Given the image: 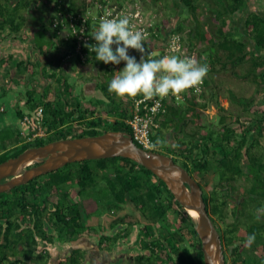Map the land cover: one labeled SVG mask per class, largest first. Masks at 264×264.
<instances>
[{
    "label": "trees",
    "instance_id": "trees-1",
    "mask_svg": "<svg viewBox=\"0 0 264 264\" xmlns=\"http://www.w3.org/2000/svg\"><path fill=\"white\" fill-rule=\"evenodd\" d=\"M34 1L37 0H0V31L3 32L7 28L13 35L21 33L27 18L31 19L33 16L36 20V16L32 14L35 9L39 10L40 8H38V4L33 3ZM142 1L146 2L147 0ZM164 1L166 0H151L150 2L156 4ZM214 1V4H217L218 7H224L215 16L216 19L227 16L228 26L230 27H226V20L223 19L220 22L215 33L217 37H213L210 43L215 51L210 56L217 57L219 51L223 52L225 63L231 64L234 74L235 68L238 66L246 69L242 77L254 84L256 92L249 98L238 99L240 100L241 114H237L235 117L236 121L239 117L241 120L244 118L243 121L247 120V117L252 119L238 133V128L227 124V117L222 114L218 120L221 126L218 127L217 125V129L206 126L202 132L199 128L197 130L192 128L188 131L191 132L188 137V132L183 134L184 129L190 124L201 125L203 117H206L205 114L194 105L183 109L182 103H173V105L170 103L165 105L166 113L162 118L160 127L169 126L172 131L177 130L182 132L184 137H188V142L185 143L183 140L178 142L175 146V153L177 157L188 162L196 174L200 170L199 167H201L207 171L205 175H209L211 167H213L212 161L215 159L213 149L219 147L222 158L218 163L219 166L225 165L224 168L221 167L224 173H221L220 178L226 180L227 177L224 174L227 170L240 172L239 162L244 156L242 151L247 147L246 154L252 159V165L258 167L260 173L262 172L261 174L264 175V155L260 156L253 151V147L260 148L259 142L264 137V15L247 13V15L241 14V17L239 12L243 6L246 7V0H232L231 5L226 3L227 0L224 1L225 3L221 0ZM124 2L125 0H119L117 4L121 6ZM176 6L177 8L182 7L187 14L192 16L193 20H197V0H178ZM40 7L48 9V25L51 28L49 34L56 40L57 45H61V51L54 60L46 56L50 63L49 68H37L35 63L32 62H17L16 68L14 67L15 74H23L27 71L34 80L37 74L43 79L42 83H36L35 80L29 84L30 90L26 92L27 112L22 113L20 111L18 115L21 121L24 115L32 116L36 109L42 107L43 125L49 129L52 127L56 129L57 126H61V128L57 129L47 139L36 140L31 144L24 143L21 148L15 150H6L5 146L19 141L20 136L17 139L15 136L13 139L9 138L7 142H0V163L10 157L17 156L29 147L44 145L60 138L93 136L107 131L131 133L127 124L128 118L132 115L131 100L118 99L108 91V85L115 74L114 68L117 65H105L101 62L105 78L99 88L104 99L115 108L106 112L122 118L123 121L116 119L102 120L94 117L93 114H90L94 113L93 109L90 112L87 111L83 104L75 99L72 84L69 81L70 74L67 73V69H70L68 67L70 56L82 64L94 65L97 61L95 54L89 49V46L94 45L95 40L92 36L98 28H95L97 23L93 21V17L99 15L96 0H49L48 3L46 2ZM86 14L88 20L85 24L88 27L84 30V36H88V39L82 40L79 38V29ZM239 22H242V28H244V36L240 40L230 36L231 29L237 23L240 24ZM153 28L157 29V24ZM197 28H199V24L195 26V29ZM170 29L172 28L170 27ZM39 30L48 31L46 29ZM171 32L180 34L182 42H184L185 31L181 23L173 27ZM200 38H203V36L201 35ZM191 40L190 42H192ZM39 42L42 41H37L35 45L40 49L43 44ZM78 44L79 49L77 50ZM144 48L143 55L145 59L160 58L164 55L163 53H157L149 56V50L145 46ZM113 50H115V45H113ZM82 53L87 54L84 60H81L80 57ZM11 58L12 56L7 54L0 57L1 64H4L2 65L3 68H0V79L2 81L8 74V67L11 66L10 69H13V59L16 56ZM138 58L140 60L141 53L138 54ZM223 66L225 67V64ZM56 72L60 74L58 78ZM49 79L52 80L53 84L56 83L55 85H48H51L50 89L53 88V92L51 90L50 92L54 96L47 92L46 89L48 88L44 86ZM40 85L43 86L42 92L40 91ZM205 87L206 84L204 83V89ZM48 94L49 97H47ZM199 95L202 96L201 93ZM192 96L198 95L186 94L185 99L187 100ZM231 97L233 100L237 98L234 95H231ZM218 108L224 111L223 107L219 106ZM3 142L5 145H3ZM248 142L249 145L246 146ZM163 143L166 144V141H163ZM228 156H234L233 162L229 161ZM174 161L176 160L174 159ZM72 164H66L48 173L45 182L39 181L40 177H45L41 175L26 184L0 193V220L5 223V235L17 231L18 225H20L17 223L23 222L25 218H28L33 229L39 233L42 229L41 218H47V214H52L57 222H60L61 227L68 230L70 236L87 232L85 224L90 214L83 212L81 203L89 199L87 196L90 193L92 194L90 190L104 189L105 191H101L102 197L97 199V203L107 206V214L112 215L113 225L130 221L126 207L130 206L136 209L132 208L135 212H138L139 218L135 216L133 218L136 220L135 223L144 222L139 235L143 241L145 237L151 238L149 242L144 241L143 246L149 250V254L155 255L153 257L154 261L158 264H204L200 239L193 223L166 184L154 173L129 158L119 156L83 160ZM256 176L257 179L260 177L259 175ZM207 181L208 179L205 178L206 184ZM262 195L264 196V190ZM96 198L93 197V199ZM203 200L211 219V215H216V218L224 223L223 231L225 235L223 238L227 250H231L234 256L231 264H264V221L260 222L255 219L257 212L247 214L245 223L238 218L235 223L231 224L226 220L227 213L225 214L224 202H220L217 197H212L208 205L206 199L203 198ZM250 201L255 205L254 209L256 210L260 206L263 207L260 198L251 197ZM207 206L210 207L209 210ZM232 213L236 219L237 213L235 211ZM151 219H154V221H151ZM62 220L67 221L65 226L62 224ZM214 221L212 219L213 223ZM242 224H245V228H240ZM252 233L256 234V240L249 248L245 246V241L247 236ZM186 241L190 246L192 245L193 250L187 248ZM3 248H6V246ZM6 255L5 252L0 250V264H19L21 262L19 259L8 261ZM79 257L77 255L76 260ZM145 258L146 256L140 255V257H137L136 263L152 264L150 259L143 263L142 261ZM23 263L26 264L24 261Z\"/></svg>",
    "mask_w": 264,
    "mask_h": 264
},
{
    "label": "crops",
    "instance_id": "crops-1",
    "mask_svg": "<svg viewBox=\"0 0 264 264\" xmlns=\"http://www.w3.org/2000/svg\"><path fill=\"white\" fill-rule=\"evenodd\" d=\"M110 1L117 2L119 0ZM139 2L145 15L156 22V32L162 36L161 38L159 37V40L155 42L154 46L148 45L146 48H152L154 50V54L163 53L164 55H171L165 54L164 52L165 36L173 30V27L178 25V23H181L185 31L184 45L191 49H197L199 52L200 63H206L209 66V72L205 78L206 87L201 93L202 96H192L187 100L185 99L181 105L183 109L194 105L199 108V110H201L206 117L214 118L219 117L220 114H224L227 117L226 122H228V118L231 117L232 112L230 111L229 113H224V111H222L219 113L218 110L214 108L215 101L218 103L217 108L219 106L227 108L230 104L238 107V109L239 107L241 108L240 100L238 99L239 97L243 98V96H237L234 93L235 91L227 90V86H231V82L237 79H244L251 82L250 80L242 77V75L246 72L244 67L238 66L241 68H235V74L233 73L234 70L232 69L231 64L228 62L225 63V56L222 54L223 52L219 51V55L217 57L210 56V54L215 52L210 43L213 37H217L215 33L220 25V22L224 19L227 24L226 27H230L228 26V17L223 16L220 19H216L212 10V7L217 5L214 4V0H208L206 4L203 2L201 4H197V20H193L192 16L187 14L182 7L177 8L176 5L178 0H166L162 3L156 4L149 1L143 2L142 0ZM204 5L211 7V9L206 8ZM245 6L246 7L243 6L245 10L241 13L243 15H247V13H259L264 15L263 0H246ZM162 7L163 17L160 16L158 11V9ZM223 8L224 7L219 6L217 8L218 12L222 11ZM168 9H173L174 11V14H171L170 17L165 15V11ZM43 12L44 11L42 9H35L33 14L31 13L36 16V20H34V18L30 19L26 17V23L24 24L21 33L13 35L7 28L4 29L3 32L0 31V57L5 56V54L11 55L12 58L16 56V58L13 59V69H10L11 66L8 67L9 71L7 68L8 74L4 77V81L0 79V134L2 133V135H0V142H7L9 138L13 139L15 136L17 139V137L20 136L22 128H20V130H14L9 129L8 126H18V122H20L18 113L20 111H22V113L27 112L28 104L26 102V92L30 90L29 84L33 83L35 80L36 83H42L43 81L39 74H37L36 79L32 82L27 81L28 79H33L27 71L23 74H15L16 72L14 71V67L17 65V62H32L35 63L37 68H49L50 63L46 56L52 58L53 60L57 56L50 53V48H54L55 46L53 45L57 43L56 40H54L49 34L51 29L48 25L49 15H44L42 14ZM179 12H183L181 14H185L186 18L181 20L182 18L180 19L181 16ZM174 16H177L176 19L172 18ZM28 19L30 20L28 21ZM239 23L240 24L237 23V25L231 29L230 36L240 40L242 36H244V28H242V22ZM198 24L199 28L195 29V26ZM170 27L172 29H170ZM39 29H46L48 31L43 32ZM201 35L203 38H200ZM190 40L192 42H190ZM37 41H42L39 42L43 44L40 49L37 45H35ZM128 54L130 56H134L138 62L139 52L129 49ZM223 64H225V67ZM2 65L4 64H1L0 62V66ZM122 65L123 63L115 66V73L120 71L119 66L121 67ZM68 67L70 69H66L67 73L70 74L69 81L72 84L75 97L77 96L76 100L83 104L87 111L90 112V110L93 109L94 113L90 114H93L94 117L101 118L102 120L116 119L123 121L122 118L106 112L107 110H114L115 108L104 99L103 93L99 88V85L103 84V79L105 78V72L100 61H96L94 65H91L88 63H79L75 59V63L73 64L70 61ZM0 68H3V66ZM88 76H93L95 81L90 80ZM49 84L55 85L56 83L53 84L52 80L49 79L44 84V86L48 88L46 89L47 92H50V90L53 92V88L50 89L51 85L48 86ZM222 91L229 92V94H225ZM220 92L222 94H219ZM50 94L53 93L50 92ZM252 94L253 93L247 94L244 98H249ZM231 95H234L237 98H234L233 100L231 99ZM47 97H49V94ZM218 100L221 103H219ZM237 114L240 115L241 111L234 115ZM13 118H15V120L11 122ZM162 118L159 120L158 128L162 131L161 137H165L167 145L175 148L178 142L184 139V136L182 135V132L177 130L172 131V128L169 126H166L165 128L160 127ZM189 126L184 129L183 134L188 132L190 128ZM22 130H25V128ZM20 139L22 140L21 136ZM20 139L15 143L6 144V150H15L20 148L23 145ZM3 145H5V143ZM2 148H4V146H2ZM109 221H111V219L106 221L102 216L96 217L92 221L88 219L85 224L87 228L85 230H87V232L76 233L70 236L68 230L61 227L60 222L58 223L52 214H47V218H41L42 229H40L39 233L33 229L32 223L28 220V218H25L23 222L17 223L20 224L18 225L19 227L17 228V231L13 234L8 233L5 235V223L3 220H0V250L7 254L6 256H8V261H13L14 259L21 260L19 264H24L23 261L26 262V264H137L136 260L137 257H140V255H146V257H148L142 261L143 263H146V260L150 259L151 255L149 254V250L142 247L139 237L141 232L139 229L140 226H136L134 224L131 225L130 222H128L127 228L123 229V233L126 234L125 237H128L130 242L132 241V243H130L129 241L126 242L124 237L122 238L119 236L114 237L113 235H107V228L111 227ZM89 222L92 228H89L87 224ZM99 231H102L101 234ZM103 233L105 238L102 236ZM4 246H6V248H3ZM77 255L80 256L78 260H76ZM7 259L5 260L7 261ZM152 264H158V262L154 261Z\"/></svg>",
    "mask_w": 264,
    "mask_h": 264
},
{
    "label": "water",
    "instance_id": "water-1",
    "mask_svg": "<svg viewBox=\"0 0 264 264\" xmlns=\"http://www.w3.org/2000/svg\"><path fill=\"white\" fill-rule=\"evenodd\" d=\"M118 156L144 166L166 184L195 227L204 264H226L220 234L206 210L199 184L171 156L138 146L126 131H107L29 147L0 163V193L69 163ZM5 178L9 179L1 181Z\"/></svg>",
    "mask_w": 264,
    "mask_h": 264
},
{
    "label": "clouds",
    "instance_id": "clouds-1",
    "mask_svg": "<svg viewBox=\"0 0 264 264\" xmlns=\"http://www.w3.org/2000/svg\"><path fill=\"white\" fill-rule=\"evenodd\" d=\"M153 22L156 27V22L154 20ZM154 30L156 35L145 41L148 33L133 30L127 17L105 18L99 23L93 34L92 38L95 40V44L89 46V49L95 54V59L105 65H118L122 61L124 62V68L115 73L108 85L109 93L114 94L116 98L127 100L142 96L144 100H150L157 97L161 99L173 97L177 103H182L184 95L189 90L196 92L201 90L204 79L209 72V66L206 63L201 64L200 60L198 61L194 57L178 54L145 59L143 55L144 46L146 44L154 46L155 42L159 40L160 34L156 32L157 29L154 28ZM171 33L175 32L168 34ZM168 34L165 36V41ZM178 39V37L172 38L171 50L173 53L179 52ZM113 45H115V50H113ZM183 47L187 50H195L199 54L197 49L186 47L184 43ZM129 49L141 53L139 62L134 56L128 54ZM147 49L149 56L154 55L152 48ZM165 54L168 53L165 52ZM158 128L154 130L155 134L159 130ZM262 216H264V207L257 209L255 219L260 220ZM255 240V233L248 235L245 246L251 248Z\"/></svg>",
    "mask_w": 264,
    "mask_h": 264
},
{
    "label": "flooded vegetation",
    "instance_id": "flooded-vegetation-1",
    "mask_svg": "<svg viewBox=\"0 0 264 264\" xmlns=\"http://www.w3.org/2000/svg\"><path fill=\"white\" fill-rule=\"evenodd\" d=\"M52 95L54 96V94H52ZM220 116H221V114H220ZM251 119H252L251 117H247V120L243 121L239 117V119L236 121V117L234 116L232 121H228L226 123L229 124L231 127H237L238 133H239L240 130L243 129ZM218 120H219V118H218ZM68 124L70 125V122ZM219 126H221V125L219 124V121H218V127ZM60 128H61V126H57L56 129L53 127L51 129L48 128L49 132H48V134H46L45 137H43V139H47L57 129H60ZM68 138H70V137H68ZM60 139H65V138H60ZM57 140H59V139H57ZM259 144H260L259 145L260 148L258 149L257 147H253V151L256 154L263 156L264 155V137L260 140ZM248 145H249V142L247 143L246 146H248ZM246 149H247V147H245V149H243L242 152H243L244 156L240 159V162H239L240 172H234L231 169L229 171L227 170L226 174H224L227 177L226 180L220 178L221 173L222 172L224 173V171H222L223 169L221 167L224 168L225 165H222V166L220 165V167H219L218 161L222 158V155L219 151V147H214V149H213V154L215 156V159H214V161H212L213 167H211V170H210V173L208 176L205 175L207 173V171L202 169L201 167H199L200 170L196 174V173H194L195 170L193 169V167H191V165L188 162L184 161L183 158H180L177 156H172V159L173 160L175 159L176 160L175 162H177L179 165H181L183 168H185L189 172L191 177L199 184V186L202 189V196H203V198L206 199V202L208 203V205L210 204V200L212 197H217V199L220 202L225 203V205H224L225 214L227 213L226 220H227V222H229L231 224L235 223L238 218H240L245 223V221L247 220L246 219L247 214H249L251 212H254V213L257 212V210L254 209L255 205H253L252 202L250 201L251 197L260 198L261 203L264 207V196L262 195L263 190H264V187H263L264 175L261 174L262 172L260 173V169H258V167H255L252 165V159L249 158V156L246 154ZM254 149H256V150H254ZM160 152L165 153V152H163V149ZM165 154H167V153H165ZM228 159H229V161L233 162L234 156H228ZM185 165H186V167H184ZM256 175H259L260 177L257 179ZM44 176L45 177H40V179H39L40 182H45V180H47V178H48V177H46L47 174H45ZM205 178L208 179L207 184L205 183ZM7 179H9V178L2 179L1 181H6ZM260 207H262V206H260ZM207 208L209 210L210 207L207 206ZM126 209H127L128 215L130 216V218H129L130 221H127L124 223L119 222V223L113 225L112 224V222H113L112 215L105 214V216H103L104 220H106V221L111 219V221H109V224H111V227L107 228V231H108L107 235H110V236L113 235L114 237L119 236V237L123 238L124 236H126V234L123 233L124 232L123 229L127 228L128 222H130L131 225L134 224L136 226L139 224V223H135L136 220L133 218V216L136 217V212L130 206L126 207ZM233 211H235L238 215V216L236 215V219H235V215H233V213H232ZM240 214H242V215H240ZM256 215H257V213H256ZM211 216H212V219L216 221V222L214 221V225L216 226V228L220 234V237H221L222 247H223L224 255H225V262H226V264H231V261H232L234 256H233V253L231 250H227L226 242L223 238L225 235L224 231H223L224 223H223V221H219V219L216 218L217 217L216 215H211ZM89 220L91 221V219H89ZM258 221L263 222L264 216H262L261 219ZM102 222H103V220H102ZM66 223H67V221L62 222V224L64 226ZM87 224H88L89 228H92L90 225V222ZM143 224H144V222H141V224H140L141 229L143 227ZM240 228H245V224L244 225L242 224L240 226ZM99 232L101 234L102 231H99ZM102 236H103V238L105 237L104 233ZM139 237H140V235H139ZM150 240H151V238H148V237L144 238L145 242H149ZM140 241L142 243V247L144 248V246H143L144 241L141 239V237H140ZM150 255H151L150 262L152 263V262H154L153 257H155V255H152L151 253H150ZM143 256H146V255H143ZM146 258H148V257H146Z\"/></svg>",
    "mask_w": 264,
    "mask_h": 264
},
{
    "label": "built area",
    "instance_id": "built-area-1",
    "mask_svg": "<svg viewBox=\"0 0 264 264\" xmlns=\"http://www.w3.org/2000/svg\"><path fill=\"white\" fill-rule=\"evenodd\" d=\"M96 8L98 10L99 15H95L93 17V21L97 23L98 27L99 23L103 21L105 18H123L127 17L130 21V25L133 30H140L148 33V37L145 41L150 40L153 36L156 35L155 30L153 28L154 22L150 18H148L143 10L141 9V4L138 0H125L123 5L119 6L117 2H112L110 0L99 1L96 0ZM88 20V15L86 14L82 19V25L80 26L79 38L82 40H87L88 36H84V30L88 27L85 22ZM97 21V22H96ZM94 24V22H92ZM54 26L56 24H53ZM178 37V43L180 45V49L178 53H173L171 50L172 38ZM95 44V42H94ZM79 49V44L77 45V50ZM164 50L168 54H178L181 56L194 57L199 61V54L195 50H187L183 47V42L180 34L171 33L168 34ZM87 54H80L81 60L86 58ZM204 83L199 92L189 90L186 94L199 95L204 90ZM185 94V95H186ZM185 95L183 100L185 99ZM131 107H132V115L128 118L127 124L131 130V137L133 141L143 147L144 149L152 150V151H161L163 149V145L161 140H158L153 137L152 132L159 127V119L162 115L166 113V104L177 103L173 97L168 98H153L150 100H144L142 96H138L136 98H132ZM43 108L39 107L36 109L32 116L24 115V117L20 121L21 128H25V130L20 131V136L22 137V143H33L36 140H39L48 134V127L43 125ZM155 145V147H152Z\"/></svg>",
    "mask_w": 264,
    "mask_h": 264
},
{
    "label": "rangeland",
    "instance_id": "rangeland-1",
    "mask_svg": "<svg viewBox=\"0 0 264 264\" xmlns=\"http://www.w3.org/2000/svg\"><path fill=\"white\" fill-rule=\"evenodd\" d=\"M140 1V0H139ZM147 1H151V0H147ZM225 0H221V2H223V3H225L224 2ZM264 1V0H263ZM46 2L48 3L49 2V0H42V1H39V0H37V1H34L33 3H35V4H38V8H40V9H42L44 12L42 13V14H44V15H46L47 13H48V9H44V8H42V7H40V5H44V4H46ZM169 2V1H168ZM204 3V4H206L207 2H208V0H197V4H201V3ZM227 2L231 5L232 3H233V1L232 0H227ZM153 3V2H152ZM155 4V3H154ZM205 6V5H204ZM206 8H210L211 9V7H207V6H205ZM213 9V13L215 14V16L218 14V10H217V8H218V6L217 5H214L213 7H212ZM242 10V11H241ZM241 10H240V12H239V14H241V13H243V11L245 10V8L243 7V8H241ZM158 11H159V14H160V16L161 17H163V7L162 8H159L158 9ZM165 11V10H164ZM174 11H173V9L171 10V9H168V10H166L165 11V15L166 16H169L170 17V15L171 14H174L173 13ZM181 13H183V12H181ZM180 12H179V14H180V19L181 20H183L184 18H186L185 17V14H181ZM185 13V12H184ZM31 14V13H30ZM176 17L177 16H174V17H172L173 19H176ZM33 18V17H32ZM161 19V18H160ZM162 20V19H161ZM169 28V27H168ZM159 37L161 38L162 36H161V34L159 35ZM61 39H62V37H61ZM148 45L146 44L145 45V47H147ZM60 51H61V45H55V47L54 48H52V49H50V53H52V54H54L55 56L56 55H59V53H60ZM69 61H71L73 64L75 63V58H73V57H71L70 56V59H68ZM124 66H125V64H124V62H123V65H122V67H120V71L124 68ZM102 67H103V65H102ZM237 68H241V67H236V69ZM60 76V74H57V72H56V77L58 78ZM88 78H90V80H94L95 81V78L93 77V76H88ZM34 79H28L27 81H30V82H32ZM232 80H233V78H232ZM232 84H231V86H227L228 88H227V90H232V91H235L234 93L237 95V96H243V97H246V95L247 94H250V93H255L256 91H255V89H256V87L254 86V84L252 83V82H249V81H246V80H244V79H237V80H233L232 82H231ZM42 85H40V91H42ZM222 92H224L225 94H229V92H225V91H222ZM219 94H222L221 92L219 93ZM224 95V94H223ZM227 96V95H226ZM77 98V96L75 97V99ZM240 98V97H239ZM245 99V98H244ZM219 101V100H218ZM219 103H221L220 101H219ZM242 103V102H241ZM217 101H215V103H214V105H215V109H217L218 110V112L220 113V112H222L219 108H217ZM221 107V106H220ZM223 107V106H222ZM224 108V107H223ZM237 110H238V112L239 111H241V108L239 107V109H238V107H235L234 105H231L230 104V106L229 107H227V108H224V113H229L230 111L232 112L231 113V117H229L228 118V121H232L233 120V117L235 116L234 114H236V113H238L237 112ZM4 116V115H3ZM2 116V117H3ZM233 116V117H232ZM245 117V116H244ZM218 118L219 117H214V118H212V117H208V118H206V117H203V119H202V123H201V125H199V126H195V125H193V124H190V128H189V130L188 131H190L192 128H194V130H197L198 128H199V130H202V132H203V130L205 129V127L206 126H209L210 128H212V129H217V125H218ZM244 118H242V120H243ZM15 120V118H13L12 119V121L11 122H13ZM7 124V123H6ZM9 125V124H8ZM7 125V126H8ZM12 126V127H11ZM9 127V129H14V130H20V128H21V125H19V122H18V126H15V125H9L8 126ZM193 131V130H192ZM191 133V132H190ZM190 133L188 132L187 133V135H188V137L190 136ZM162 136V131H161V129L159 130V133H157V136H155V138L156 139H158V140H162V143H163V141H166L165 140V137H161ZM188 137L187 136H185L184 137V139H183V141H185V143L186 142H188L189 141V139H188ZM163 152H165V153H167L168 155H170L171 157L172 156H176V153H175V148L174 147H172V146H169V145H167V143L166 144H164L163 143ZM21 148V147H20ZM70 165H73L72 163H69ZM220 167V166H219ZM66 168V167H65ZM104 188L106 189V186L104 185ZM91 192H92V194L90 193L87 197L89 198L88 200H85V202H82L81 203V208L83 209V212H85V213H88V214H90V217H89V219H91V221L92 220H94L96 217H103V216H105V214H107V206L106 205H104V204H98L97 202V199H99V198H101L102 197V195H101V191L103 192V191H105L104 189H102V190H98V189H96V190H90ZM93 197H97L96 199H93ZM133 208V207H132ZM134 209V208H133ZM134 210H136V209H134ZM93 215H95V216H93ZM136 218H139V214H138V212L136 211ZM151 221H154V219H151ZM139 223V222H138ZM140 224L141 223H139L138 225L140 226ZM140 230H141V228H139ZM14 233V231L13 232H11V234H13ZM13 236V235H12ZM126 237L124 236V240L127 242V241H129L130 242V239L127 237L126 239H125ZM135 242V241H134ZM133 242V243H134ZM130 243H132V241L130 242ZM185 244H186V246H187V248L189 249V250H193V248H192V245L190 246L188 243H187V241L185 242Z\"/></svg>",
    "mask_w": 264,
    "mask_h": 264
}]
</instances>
